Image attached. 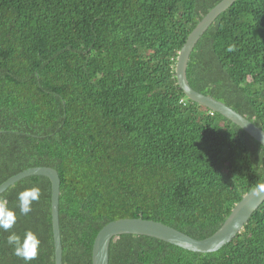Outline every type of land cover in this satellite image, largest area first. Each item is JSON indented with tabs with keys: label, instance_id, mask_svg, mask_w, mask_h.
Wrapping results in <instances>:
<instances>
[{
	"label": "trees",
	"instance_id": "16d2710c",
	"mask_svg": "<svg viewBox=\"0 0 264 264\" xmlns=\"http://www.w3.org/2000/svg\"><path fill=\"white\" fill-rule=\"evenodd\" d=\"M221 1L0 0V185L30 167L59 172L63 264H92L97 234L121 218L212 236L264 183V145L177 80L179 51ZM187 75L264 129V0L223 12ZM32 187L39 199L23 215L18 194ZM0 199L16 213L15 232L39 237L31 264H56L50 178L26 177ZM9 234L0 229V264H25ZM110 264H264V202L217 251L123 234Z\"/></svg>",
	"mask_w": 264,
	"mask_h": 264
},
{
	"label": "water",
	"instance_id": "95a60500",
	"mask_svg": "<svg viewBox=\"0 0 264 264\" xmlns=\"http://www.w3.org/2000/svg\"><path fill=\"white\" fill-rule=\"evenodd\" d=\"M236 1L237 0H222L197 23L179 51L176 64V75L179 86L191 100L232 120L264 145V129L225 102L196 90L189 82L187 75L190 57L196 44L215 20ZM1 134L2 131L0 130V136ZM34 175L47 176L52 182V222L55 242V261L56 264H63V246L59 213L61 196V177L59 172L50 166L30 167L2 183L0 185V194L6 191L10 186H13L16 182ZM257 191H259V189L255 187L245 194L233 208L220 229L212 236L204 239L192 237L173 226L143 217L113 220L106 224L95 238L92 264H110L111 242L113 240L116 241L123 234L156 237L194 252L209 253L217 251L230 243L237 236L248 223L254 212L264 202V197L256 195Z\"/></svg>",
	"mask_w": 264,
	"mask_h": 264
},
{
	"label": "clouds",
	"instance_id": "9594fccd",
	"mask_svg": "<svg viewBox=\"0 0 264 264\" xmlns=\"http://www.w3.org/2000/svg\"><path fill=\"white\" fill-rule=\"evenodd\" d=\"M235 46L230 45L227 51H234ZM259 191L256 192L257 196L264 197V183L257 185ZM39 189L32 187L31 189L21 191L18 194V207L19 211L23 215H27L32 211L33 202L39 199ZM15 211L9 209L5 200L0 199V229L9 232L7 237V243L12 246L14 255L21 258L25 264H31L34 260L40 248V240L38 235L32 230H26L23 234L15 232L14 225L16 223Z\"/></svg>",
	"mask_w": 264,
	"mask_h": 264
},
{
	"label": "bare ground",
	"instance_id": "6f19581e",
	"mask_svg": "<svg viewBox=\"0 0 264 264\" xmlns=\"http://www.w3.org/2000/svg\"><path fill=\"white\" fill-rule=\"evenodd\" d=\"M62 182V181H61Z\"/></svg>",
	"mask_w": 264,
	"mask_h": 264
}]
</instances>
